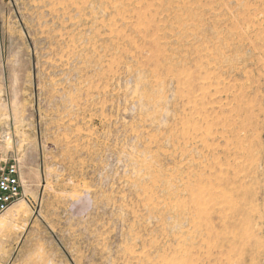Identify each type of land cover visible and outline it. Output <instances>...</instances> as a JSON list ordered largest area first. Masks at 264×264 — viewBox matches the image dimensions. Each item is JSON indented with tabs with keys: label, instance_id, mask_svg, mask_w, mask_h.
<instances>
[{
	"label": "rangeland",
	"instance_id": "rangeland-1",
	"mask_svg": "<svg viewBox=\"0 0 264 264\" xmlns=\"http://www.w3.org/2000/svg\"><path fill=\"white\" fill-rule=\"evenodd\" d=\"M0 14V264H264V0Z\"/></svg>",
	"mask_w": 264,
	"mask_h": 264
},
{
	"label": "built area",
	"instance_id": "built-area-1",
	"mask_svg": "<svg viewBox=\"0 0 264 264\" xmlns=\"http://www.w3.org/2000/svg\"><path fill=\"white\" fill-rule=\"evenodd\" d=\"M20 166L17 158L0 150V214L22 198Z\"/></svg>",
	"mask_w": 264,
	"mask_h": 264
},
{
	"label": "crops",
	"instance_id": "crops-1",
	"mask_svg": "<svg viewBox=\"0 0 264 264\" xmlns=\"http://www.w3.org/2000/svg\"><path fill=\"white\" fill-rule=\"evenodd\" d=\"M4 17L2 14H0V47L3 45V39H4ZM1 52V49H0ZM3 68V60L0 58V69Z\"/></svg>",
	"mask_w": 264,
	"mask_h": 264
},
{
	"label": "bare ground",
	"instance_id": "bare-ground-1",
	"mask_svg": "<svg viewBox=\"0 0 264 264\" xmlns=\"http://www.w3.org/2000/svg\"><path fill=\"white\" fill-rule=\"evenodd\" d=\"M1 148H2V147H1ZM240 212H241V211H240ZM240 212H239V213H240Z\"/></svg>",
	"mask_w": 264,
	"mask_h": 264
}]
</instances>
